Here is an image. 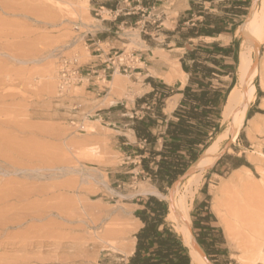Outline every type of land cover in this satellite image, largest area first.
Masks as SVG:
<instances>
[{"label":"rangeland","instance_id":"obj_1","mask_svg":"<svg viewBox=\"0 0 264 264\" xmlns=\"http://www.w3.org/2000/svg\"><path fill=\"white\" fill-rule=\"evenodd\" d=\"M253 2L238 19L239 62L250 44L243 26ZM97 18L90 0H0V264H129L133 239L142 228L136 213L150 197L141 191L156 188L166 196L175 184L160 188L154 183L138 152L128 151L117 129L98 121L100 106H86L85 87L78 81L60 89L63 61L77 59L81 70L88 61L89 32ZM133 48L128 46L127 53ZM260 48L253 80L258 94L264 91V41ZM253 57L256 61V53ZM170 70L182 71L179 64ZM115 102L109 99L106 105ZM258 121L256 129L247 121L226 152L229 140L221 143V162L206 170L192 202L191 233L211 253L212 264H241L242 255L229 244L212 210L217 199L226 213H236L241 243L264 217V117ZM228 125L221 116L209 146ZM235 159L249 165L244 167L250 173H238L249 181L235 177ZM157 198L169 213L168 201ZM201 201L207 208L199 210ZM207 212L212 227L221 230L210 238L196 226ZM168 215L166 223L177 232Z\"/></svg>","mask_w":264,"mask_h":264},{"label":"trees","instance_id":"obj_2","mask_svg":"<svg viewBox=\"0 0 264 264\" xmlns=\"http://www.w3.org/2000/svg\"><path fill=\"white\" fill-rule=\"evenodd\" d=\"M205 1L211 2L212 7L219 13L201 12L199 16H202L203 20L196 21L195 26L186 27L185 30L179 27L175 32L167 33L169 36L176 35L180 38L177 40L178 46L185 47L184 44L187 43V53L181 63L190 80L184 92V99L162 136V147L158 145V137L153 135L157 120L151 117L135 119L132 127L138 139L145 144L143 149H137L138 155L142 156L143 170L160 188L164 184L171 187L209 147L210 135L219 128L220 106L236 83L238 43H235V50H232V47L223 48L203 42L194 44L188 40L202 36L234 35L239 26L238 19L247 15L249 0ZM221 77H231L232 82L221 80ZM155 88L162 91H157L160 97L156 101L155 111L159 118L165 120L161 110L164 99L170 96L171 89L165 85ZM154 94L156 93L147 97L153 98ZM144 100L146 99L141 102ZM257 113L264 112L253 108L249 111L248 118L251 119ZM235 161V169L249 166L242 159ZM220 162L219 160L217 165ZM198 208L202 210L207 207L201 204ZM167 215L168 207L163 201L154 196L146 200L144 209L136 213L143 227L135 236L136 249L129 259V264H191L189 249L184 245L181 236L166 223ZM210 219L212 215L207 212L205 216H199L196 223L197 227L204 230V237L208 238L212 233L221 234L219 228L212 227ZM198 242L201 245L207 244L203 239H198ZM211 246L215 244L212 243ZM206 255L209 258L211 253L207 251Z\"/></svg>","mask_w":264,"mask_h":264},{"label":"crops","instance_id":"obj_3","mask_svg":"<svg viewBox=\"0 0 264 264\" xmlns=\"http://www.w3.org/2000/svg\"><path fill=\"white\" fill-rule=\"evenodd\" d=\"M90 4L98 11L100 18L96 19L97 23L89 32L87 42L89 59L82 66L83 79L79 87H85L83 100L88 108L92 103L100 106L96 111L98 121L117 129L123 140L122 145L127 147L128 151L132 149L137 152L138 148L143 149L145 146L132 128L134 120L149 117L157 120L158 124L153 129V135L158 137V145L161 148L162 136L173 114L181 105L190 80L181 63L187 53V43L185 42V47H180L177 44L180 38L176 35L169 36L167 33L175 32L179 27L185 30L186 27L195 26L196 21L203 20V17L199 16L201 12L219 13V11L212 7L211 2L205 0H90ZM133 30L138 31L134 37H132ZM236 32L234 35L190 38L188 42L194 44L203 42L223 48L232 47V50H235V43H238ZM222 39L228 41L221 42ZM130 45L135 48L131 53H127L126 48ZM116 55L120 58L126 57L123 62L118 63L116 60L113 65ZM237 55L239 65V43ZM178 64L188 76L184 86L180 80L175 84L165 80L170 67ZM117 73L121 75L118 78ZM235 77L237 82V72ZM115 80L118 81V88L113 91L109 83ZM221 80L232 82L231 77H221ZM159 85L171 89L170 96L164 99L161 110L165 120L159 118L155 111L156 101L160 97L158 92H162L159 88H155ZM236 85L235 83L228 94ZM152 93H156L153 98L147 97ZM228 94L220 106L222 117ZM177 96L180 97L176 108L172 112H166L169 101ZM109 99L115 100V104L106 105ZM142 99L146 100L141 102ZM257 100L259 103L255 102L251 109L264 110L260 102L264 100V91L257 96ZM258 115L261 114L257 113L253 117ZM133 144L136 147H133ZM138 157L142 158L139 155ZM201 204L204 202L201 201Z\"/></svg>","mask_w":264,"mask_h":264},{"label":"bare ground","instance_id":"obj_4","mask_svg":"<svg viewBox=\"0 0 264 264\" xmlns=\"http://www.w3.org/2000/svg\"><path fill=\"white\" fill-rule=\"evenodd\" d=\"M255 7L251 12L245 26H243L249 37V48L240 53V62L237 70L238 83L229 94L225 107L223 108V119L228 121L229 125L225 133L221 134L206 150L200 160L194 164L193 174L183 183H179L170 190L169 194L164 196L156 188L143 189L141 194L162 197L169 203L168 218L176 222V230L182 236L184 245L189 249L191 264H210L193 246L194 237L191 233V206L192 202L199 192L205 179L206 170L217 162L220 152L221 143L231 140L234 142L238 133L242 130L244 124L248 121L253 128H258V119L263 118V115H258L255 118L248 119V113L252 105L257 101V87L254 84L255 60L253 53H256V47H260L264 41V0H254ZM255 55V54H254ZM257 57V53H256ZM258 65V64H256ZM257 71V67H256ZM119 73L116 77H120ZM187 75L183 71L170 70L165 79L175 84L180 80L183 86L186 83ZM117 80V79H116ZM110 82V87L114 91L118 88V81ZM180 96L169 101L166 112H172L178 103ZM264 108V104H262ZM261 155V154H260ZM264 156V154H262ZM212 167V166H211ZM240 170L250 173L247 167H240L234 171L235 177L240 176L241 181H249L245 176L239 175ZM237 173V174H236ZM226 185V184H225ZM222 194L223 188L219 190ZM140 195V194H139ZM161 199V198H160ZM213 212L220 220V224L224 230L225 237L229 244L242 252L238 256L241 264H264V217L261 216L259 222H255L241 243L238 238V230L236 223L233 221L236 213H226L223 209V204L220 199H217L212 207ZM264 213V212H263ZM260 216V215H259ZM257 218V215H256ZM141 226L143 223L138 219ZM255 221V220H254ZM257 221V219H256ZM252 224V223H251ZM175 225V224H174ZM99 241L104 242L103 237H96ZM136 238L133 239L134 246L132 247V255L135 252ZM115 250L118 247L111 246Z\"/></svg>","mask_w":264,"mask_h":264},{"label":"built area","instance_id":"obj_5","mask_svg":"<svg viewBox=\"0 0 264 264\" xmlns=\"http://www.w3.org/2000/svg\"><path fill=\"white\" fill-rule=\"evenodd\" d=\"M116 59L112 62L113 65L114 63L117 62L121 63L124 61V59H121L120 56L116 55ZM78 60L73 59V60H64L62 63V70H61V90H69L72 85L74 84L75 81H78L79 84L82 83V70L81 67H77ZM88 75V74H87ZM81 106L77 105L75 109H80Z\"/></svg>","mask_w":264,"mask_h":264},{"label":"water","instance_id":"obj_6","mask_svg":"<svg viewBox=\"0 0 264 264\" xmlns=\"http://www.w3.org/2000/svg\"><path fill=\"white\" fill-rule=\"evenodd\" d=\"M255 7V3L253 2L252 5H251V8H250V15H251V12L252 10L254 9ZM249 15V17H250ZM248 17V18H249ZM256 53H257V57H256V61H255V64H258L259 63V60H260V57H261V48L260 47H256ZM228 97H229V94H228ZM227 97V99H228ZM233 144V141L232 139L228 141L226 147H225V150L224 152H226L229 147ZM202 157V156H201ZM200 157V158H201ZM200 158L198 159V161L200 160ZM197 161V162H198ZM196 162V163H197ZM194 172V165L191 166L185 174H183L176 182L175 184L173 185V187H175L176 185H178L179 183L187 180ZM192 232V231H191ZM193 246L195 247V249L207 260L208 263L212 264L211 260L208 258V256L206 255V253L203 251V249L199 246V244L197 243L196 239L193 240Z\"/></svg>","mask_w":264,"mask_h":264}]
</instances>
